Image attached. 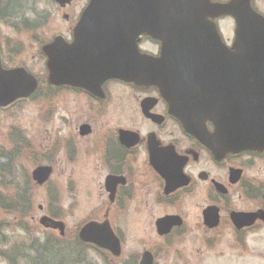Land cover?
Returning a JSON list of instances; mask_svg holds the SVG:
<instances>
[{
  "label": "flooded vegetation",
  "instance_id": "af4514ba",
  "mask_svg": "<svg viewBox=\"0 0 264 264\" xmlns=\"http://www.w3.org/2000/svg\"><path fill=\"white\" fill-rule=\"evenodd\" d=\"M51 1L60 11L68 10L74 3L71 0L59 7ZM151 1L138 0L136 4L141 24L149 22L153 26ZM144 2L146 11L142 14ZM235 2L244 3L264 19V0H209L212 5ZM87 4L74 17L63 14L68 25L66 35L61 33L39 42L44 80L25 67L9 68L25 69L38 82L37 90L29 98L10 107L22 102L53 100L60 105L63 99L59 97H73L65 100L73 106L69 117L77 122L65 140L64 150L72 164L78 163L79 151L90 154L86 162L100 180L106 208L101 218L95 215L97 208H94L88 220L70 233L58 214L50 211V217L41 220L48 232L40 239L34 238L35 234L22 223L30 211L23 213L22 219L19 214L0 211V215H6L4 222L0 218L5 225L0 227V264H205L206 252L212 251L209 249L219 251L217 264H250V256L254 255L258 257L252 264H264V149L227 152L219 145L222 138L236 134L229 123L236 121L232 115L237 111H233L243 108L247 111L245 124L249 123L248 113L260 110L258 105L252 104V108L249 105L253 102L261 105L264 98V93H254L261 86L264 89V84L254 83L257 79L248 76L253 70L233 59L240 53L248 56L247 46H237L243 37L245 41L254 32L241 26L252 27L253 22H238L232 16L208 18L211 26L200 32L199 53H188V37L183 38V44H171L172 57L180 56L181 49L184 57L187 54L199 57L198 61L182 62L183 70L193 71L196 74L193 80L198 82L199 107L203 113L199 119L203 122L201 138H196L184 130L163 97L162 90L178 89L174 84L107 80L91 91L49 83L42 48L58 38L72 44L74 28ZM207 33L214 39L217 37L219 44H208ZM134 42L140 58L162 59L161 40L141 33ZM12 51L19 55L23 48L13 47ZM173 64L170 61L167 66ZM5 109L0 108V112ZM19 134L17 160L33 154L25 134L12 131L10 154L15 151L14 140L19 139ZM41 166L51 168L53 175L52 166L37 165ZM25 177L32 191L39 187L31 175ZM113 213L118 224L111 221ZM9 216L18 222L10 228L12 232ZM89 222L100 226L94 239L103 247L80 237L81 229ZM227 253L233 259L224 258Z\"/></svg>",
  "mask_w": 264,
  "mask_h": 264
},
{
  "label": "water",
  "instance_id": "95a60500",
  "mask_svg": "<svg viewBox=\"0 0 264 264\" xmlns=\"http://www.w3.org/2000/svg\"><path fill=\"white\" fill-rule=\"evenodd\" d=\"M60 7L69 4L71 0H55ZM138 0H90L73 31L72 44H66L62 39H55L42 48L47 57L49 82L59 86L69 84L87 90L103 82L116 79L134 84H174L175 90H162L171 113L182 124L184 130L196 138H201L203 120H200L198 82L193 71L183 70L182 62L197 60L198 56L184 57L181 49L180 56L172 57V46L175 42L183 44V38H189L188 53H199V35L211 24L208 18H217L225 15L232 16L238 22H253L252 27L241 26L244 30L254 32L244 37L237 46H247L248 56L234 55L233 59L243 63L253 70L248 76L257 80L254 83L264 84V19L255 14L249 6L241 2L227 5H212L209 0H152L153 26L148 22L140 23L137 14ZM146 11L145 2L141 13ZM157 20V24H155ZM206 21V22H204ZM144 26V27H143ZM262 30L260 32L258 29ZM141 33H147L154 39L162 42V59L150 61L138 56L134 38ZM208 44L218 43L219 40L207 33ZM239 52V50L237 51ZM173 61V66L167 63ZM188 66V65H187ZM186 69V68H184ZM37 82L24 69L3 70L0 64V107H5L19 98L30 96L36 89ZM184 86V90H183ZM185 90H189L185 91ZM264 93L262 86L254 93ZM169 95V96H168ZM260 110L248 113L250 122L245 124L246 112L237 107L235 122H229L234 136H226L219 142L220 148L227 152L242 150L264 149V98ZM224 118V114L221 115ZM51 174L49 167H38L32 172V179L39 186L44 185ZM95 224L86 225L80 232L85 241L96 243L94 237L97 228Z\"/></svg>",
  "mask_w": 264,
  "mask_h": 264
},
{
  "label": "rangeland",
  "instance_id": "374dc122",
  "mask_svg": "<svg viewBox=\"0 0 264 264\" xmlns=\"http://www.w3.org/2000/svg\"><path fill=\"white\" fill-rule=\"evenodd\" d=\"M19 1L23 3L24 0ZM87 2L88 0H74L72 7L66 11H60L50 2L40 5L33 2L35 14L27 18L32 20L37 15H41L47 20L46 26L33 34H17L0 22V48L5 56L4 65L9 68L25 67L36 74L39 79L44 80V62L39 54V42L61 33L66 35L68 25L62 17L63 14L74 17ZM6 17L9 19L8 16ZM13 47L23 48V53L16 55L12 51ZM59 98L63 99L60 101V105L57 104V100L48 103L29 101L0 112V150L8 148L9 133L15 128L25 134L33 148V154L30 152L29 158L26 154L17 162L14 172L15 181L23 183L26 180L25 176L29 177L37 165H49L53 168V175L48 187H35L33 191L30 188L32 209L29 217L22 222L30 228L31 233L35 234L34 238L38 239L42 237L43 233L48 232L45 230L46 227L41 225V220L43 217L49 218L50 211L58 214V217L61 218L60 221H63L70 233L88 220V216L94 208H97L95 215L99 216L98 218L102 217L106 208L100 194V180L86 162L87 156L90 154L79 151L78 163L72 164L69 156L65 153L63 145L66 143L65 140L70 131L75 129L77 119L69 117V109H72L73 106L71 107V103L65 100V98L72 100L73 97L61 96ZM64 118L66 120H63ZM3 179H6V174L0 171V192L8 193L7 190L1 189ZM11 191L12 189L9 190V192ZM56 195L57 199H55ZM0 218L4 222L6 215H0ZM111 219L113 224L119 223L118 217L114 213ZM17 223L13 217L9 216V232H12L10 228H14ZM209 250L212 251L206 252L207 262L205 264H217L219 251ZM228 257L233 259L231 254L224 258ZM257 257L258 255L250 256V264L254 263Z\"/></svg>",
  "mask_w": 264,
  "mask_h": 264
},
{
  "label": "trees",
  "instance_id": "16d2710c",
  "mask_svg": "<svg viewBox=\"0 0 264 264\" xmlns=\"http://www.w3.org/2000/svg\"><path fill=\"white\" fill-rule=\"evenodd\" d=\"M32 9V8H31ZM26 12L21 8L18 0H6L2 5L0 3V20L9 24L14 30L26 31L29 26L37 25V22L30 21L26 17ZM8 16L9 19L6 17ZM9 149L0 150V171L6 174V179L1 183V189L7 192H0V210L19 214L23 218V213H28L31 206V192L28 181H24L22 185L15 181V168L17 161V146L15 151L10 154ZM3 160V162H2ZM14 182V183H13ZM12 189L11 192L9 190Z\"/></svg>",
  "mask_w": 264,
  "mask_h": 264
}]
</instances>
